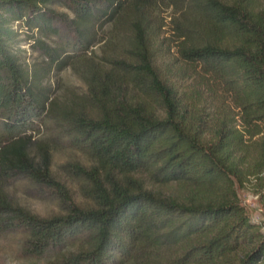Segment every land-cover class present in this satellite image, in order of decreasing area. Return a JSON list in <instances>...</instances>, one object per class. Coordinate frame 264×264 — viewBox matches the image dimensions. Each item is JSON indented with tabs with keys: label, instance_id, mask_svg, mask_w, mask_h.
<instances>
[{
	"label": "trees",
	"instance_id": "obj_1",
	"mask_svg": "<svg viewBox=\"0 0 264 264\" xmlns=\"http://www.w3.org/2000/svg\"><path fill=\"white\" fill-rule=\"evenodd\" d=\"M65 68L81 88L48 79ZM58 139L70 150L58 172L86 204L52 169ZM8 179L59 210L12 199ZM245 181L264 213V0H0V230L21 229L24 254L264 264L262 224L237 195Z\"/></svg>",
	"mask_w": 264,
	"mask_h": 264
},
{
	"label": "rangeland",
	"instance_id": "obj_2",
	"mask_svg": "<svg viewBox=\"0 0 264 264\" xmlns=\"http://www.w3.org/2000/svg\"><path fill=\"white\" fill-rule=\"evenodd\" d=\"M55 9L58 11L64 10V8L60 6H56ZM157 13L158 20L163 23L161 26V34L166 37H170L172 30V23L170 22V7L160 6ZM21 42L22 46L25 47V53L28 56V60H30L36 55V51H33L30 48L28 42L24 40H21ZM173 50L174 48L172 45L169 46V49H165L163 52V60L171 59L174 56ZM160 58L161 57L158 59ZM174 63H176V60H173L170 64L172 65ZM48 79L53 83L54 86L57 84H73L79 88L82 87L81 81L73 72H71L70 68L62 69L56 74L52 73L51 71L48 74ZM175 80L177 81V79ZM39 129H42V125L39 126ZM47 134H49V136H53L56 133L53 134L51 131L50 133L47 132ZM61 140L57 142L58 147L53 149L52 152V169L54 172H56V174L60 175L62 181L68 185L71 198L79 204H86L87 201L79 195L76 189V182L58 172V163L70 156L68 155L70 153L69 148L66 147ZM75 153V155L71 156H76L79 159L84 160V158L78 154V152ZM5 184L6 191L12 199L18 201L22 205L28 207L40 215H47L59 210L56 199L48 196L49 194L47 192H38L24 179H8L6 180ZM162 187L166 191H177L178 188L174 183H169ZM237 195L240 203L244 206L250 219L261 222V230L264 232L263 208L259 202L258 193L254 191L250 182L245 181L242 186L238 187ZM24 236L25 233L21 229L0 230V264H40V260L35 259L31 255L24 254L21 251V242Z\"/></svg>",
	"mask_w": 264,
	"mask_h": 264
},
{
	"label": "built area",
	"instance_id": "obj_3",
	"mask_svg": "<svg viewBox=\"0 0 264 264\" xmlns=\"http://www.w3.org/2000/svg\"><path fill=\"white\" fill-rule=\"evenodd\" d=\"M262 227V226H261Z\"/></svg>",
	"mask_w": 264,
	"mask_h": 264
}]
</instances>
